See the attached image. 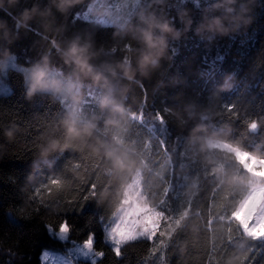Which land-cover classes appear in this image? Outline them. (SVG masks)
Wrapping results in <instances>:
<instances>
[{
	"label": "trees",
	"instance_id": "1",
	"mask_svg": "<svg viewBox=\"0 0 264 264\" xmlns=\"http://www.w3.org/2000/svg\"><path fill=\"white\" fill-rule=\"evenodd\" d=\"M124 1L84 0L61 14L51 0H19L9 7L13 15L19 18L34 6L37 11L25 22L27 27L17 31L15 21L0 10L8 29L7 38L0 29V61L7 50L17 65L31 68L48 55L50 65L68 75L71 69L51 41L66 48L80 35L103 49L94 64L115 63L127 54L135 68L140 45L131 33L113 36L121 26L82 15L74 20L89 3L120 6ZM216 2L138 0L124 14L125 27L136 25L139 14L153 12L181 31L179 40L169 36L158 67L147 69L146 75L136 72L140 84L120 78L112 82L113 97L139 118L126 115L119 130L105 129L108 111L101 110L99 102L107 89L98 86L81 88L79 104L69 106L81 121L98 117L95 136L100 140L112 144L113 132L118 131L127 146L120 150H128L137 164L143 161L139 187L141 198L147 199L142 198V205L155 213L157 225L150 239L124 241L119 256L106 242L103 226L123 207L119 186L126 174L117 176L102 151L97 156L87 147L53 153L48 157L51 167L43 164L37 146L62 135L60 121L69 110L50 93L26 98L23 72L16 67L7 70L9 92L0 95V264H42L45 251L65 253L90 237L94 253L102 255L93 263L76 264H225L245 252L244 264H264V240L250 239L231 218L253 185L252 176L234 154L206 145L208 139L220 141L264 160V0L248 5L250 23L210 41L211 33L196 30L205 17L221 15L222 10L205 11ZM46 9L50 14L41 15ZM181 17L191 21L187 31ZM125 43L132 45L131 53L124 51ZM198 125L204 130L191 141L190 133ZM9 129L11 139L4 134ZM213 167L219 173H211ZM102 190L108 197L98 203ZM65 222L63 241L56 234Z\"/></svg>",
	"mask_w": 264,
	"mask_h": 264
},
{
	"label": "clouds",
	"instance_id": "2",
	"mask_svg": "<svg viewBox=\"0 0 264 264\" xmlns=\"http://www.w3.org/2000/svg\"><path fill=\"white\" fill-rule=\"evenodd\" d=\"M6 3L8 7H6ZM17 3H19V0H0V10L4 11L7 16L15 21V28L18 31L21 26L27 27L25 22L32 18L37 9L35 6L30 11L24 9L18 18L9 11V7ZM51 3L55 5L61 14H66L69 9L84 3V0H51ZM250 3H252V0H248V3L241 2L239 4L238 0H218L216 3L207 5L205 11L222 10V13L219 16H213L211 19L205 17L204 22L196 30L197 34L201 32L211 33L212 35L208 37L211 41L217 34L221 36L227 35L230 31L238 29L242 23H250L251 17L247 16V13L250 11L248 6ZM91 7L92 4L89 3L87 8L90 9ZM197 7H199L198 3ZM49 14L50 9H46L44 13H41V15ZM104 14L106 13L103 11H97V15ZM81 15L79 12L75 13L74 20L80 18ZM181 20L185 23V31H187L191 21L188 20L185 22L183 21V17H181ZM0 29H4V35L7 38L8 29L6 20H0ZM121 32L125 34L131 33V38L136 40L140 45L139 48L135 49L139 53L135 68L133 67L132 59L127 54L115 63L102 61L99 64H94L93 61L100 56L103 49H96L93 40H82L80 35L71 38L66 48H61L55 40H52V47L59 54L63 64L71 69V72L65 75L61 68L50 65L49 56L44 55L41 58V62L34 64L24 77L26 98L31 99L37 93H50L53 96L67 93L71 97L73 104H79L81 88L98 86L107 89V94L99 102V108L108 111V115L103 121L105 129L119 130L121 128V121L126 115L128 117L139 118L135 112L126 109L122 103L113 97L112 92L114 86L112 82L120 78L140 84L139 80H135L136 72L139 71L141 75H146L147 69L158 67L161 57L169 47V36L173 41L179 40L181 31L175 29L168 20H162L155 13L150 12L146 15L144 13L139 14L136 25L129 23L127 27L121 26L118 31L113 32V36ZM114 50L113 48L112 51ZM124 51L131 53L133 51L132 45L125 43ZM4 56L5 58L15 60L14 54H11L7 50H5ZM5 63L6 61H0V68H4ZM84 81H89L90 83L86 85ZM97 119L98 117L93 116L90 120L81 121L75 109L67 112L60 121L62 135L59 137H50L44 144L37 146L40 161L51 167V162L48 160V157L53 153L58 152L63 154L69 149L80 150L87 147L91 153L99 156L102 151L103 157L111 162V168L117 176L126 174L121 177L119 192L122 197L127 196L131 191L133 183L140 174L143 161L137 164L129 155L128 150H120L121 148L127 149V146L119 136L118 131L113 132L111 138L112 144L104 142L95 136V132L98 130L96 124ZM249 127L254 128L255 124L253 123ZM203 130L199 125L193 128L190 133L191 141L199 139L196 133ZM4 134L11 139L13 137V129L6 130ZM215 138L216 134H213L212 139ZM90 140L94 142H90ZM200 150H204L203 143L201 144ZM210 171L211 173H219L220 170L213 167ZM157 175L162 176V173H157ZM53 183H58V181H53ZM107 197L108 192L102 190L97 202L103 203ZM142 198L147 199L146 196ZM121 203H123V200H121ZM221 219H224V217H221ZM62 230H67L66 222L62 225ZM245 235H251L253 240L258 236H264V221L259 226L254 227L250 233L245 232ZM116 255L119 256L120 254ZM246 259L247 253L245 252L231 256L225 261V264H244Z\"/></svg>",
	"mask_w": 264,
	"mask_h": 264
},
{
	"label": "rangeland",
	"instance_id": "3",
	"mask_svg": "<svg viewBox=\"0 0 264 264\" xmlns=\"http://www.w3.org/2000/svg\"><path fill=\"white\" fill-rule=\"evenodd\" d=\"M137 2L138 0H125L120 6H112L111 4L109 6H103L101 2H93L91 3L92 7L90 9L87 8L81 17L84 19L93 18L102 24L122 26L124 14ZM97 11H103L106 14L97 15ZM2 61H6V63L4 68H0V95H5L9 92V87L5 82L7 70L16 67L25 76L31 68L21 67L16 64L15 60L10 58H5ZM56 96L69 111L72 110L69 106L75 107V104H73L71 97L67 93ZM206 141L209 149H219L234 154L242 167L251 174L253 185L244 200L240 203L238 210L241 208L244 209L242 218L245 221H247L248 216L255 210L256 217L253 218L252 224H256L257 218L264 217V160L250 157L246 153L220 141L211 139ZM139 185L140 179L137 177L132 185L131 191L125 196L123 207L116 212L111 222L103 226L105 240L113 249L119 248L124 241H131L141 237L150 239L157 225L155 213L145 205H142ZM56 236L64 241L67 237V230H62L61 226ZM92 243L93 237H90L82 244H72L65 253L52 250L45 251L42 254L41 262L42 264H76L80 260L93 263L100 258V255L94 253Z\"/></svg>",
	"mask_w": 264,
	"mask_h": 264
},
{
	"label": "snow or ice",
	"instance_id": "4",
	"mask_svg": "<svg viewBox=\"0 0 264 264\" xmlns=\"http://www.w3.org/2000/svg\"><path fill=\"white\" fill-rule=\"evenodd\" d=\"M244 209L241 208L238 211H233L231 213V218L235 219L237 221V225L240 229H242V231L245 232H251L252 229L254 227L259 226V224L264 221V217L261 218H257V223L256 224H252V220L254 217H256V212L255 210H253V212L248 216L247 221H245L242 218V214H243ZM238 217H240L239 219H237ZM250 239H252L251 235L248 236ZM256 239H262L264 240V236H258ZM255 240V239H254ZM115 254H120V250L117 247L116 249H114Z\"/></svg>",
	"mask_w": 264,
	"mask_h": 264
}]
</instances>
